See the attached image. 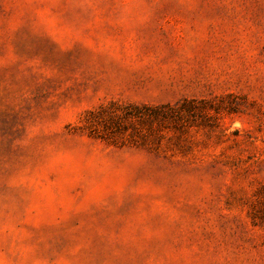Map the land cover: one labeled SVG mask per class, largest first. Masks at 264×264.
<instances>
[{"label": "rangeland", "instance_id": "obj_1", "mask_svg": "<svg viewBox=\"0 0 264 264\" xmlns=\"http://www.w3.org/2000/svg\"><path fill=\"white\" fill-rule=\"evenodd\" d=\"M0 264H264V0H0Z\"/></svg>", "mask_w": 264, "mask_h": 264}, {"label": "trees", "instance_id": "obj_2", "mask_svg": "<svg viewBox=\"0 0 264 264\" xmlns=\"http://www.w3.org/2000/svg\"><path fill=\"white\" fill-rule=\"evenodd\" d=\"M141 111H127L126 114L128 116H132V115H140Z\"/></svg>", "mask_w": 264, "mask_h": 264}]
</instances>
